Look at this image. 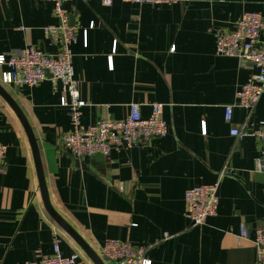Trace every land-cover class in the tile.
<instances>
[{
  "label": "crops",
  "instance_id": "obj_1",
  "mask_svg": "<svg viewBox=\"0 0 264 264\" xmlns=\"http://www.w3.org/2000/svg\"><path fill=\"white\" fill-rule=\"evenodd\" d=\"M64 7L78 38L71 50L87 102L82 124L123 119L130 104H139L147 118L151 104L159 103L168 133L109 157L78 160L63 146L71 120L61 105V85L49 76L31 87L3 85L7 68L0 67V84L37 141L53 209L97 255L108 240H119L145 249L152 264H264L255 245L256 231L264 229V174L257 171L262 143L231 135L244 124L249 131L264 126V94L251 113L238 107L237 94L256 70L216 54V31H233L245 13L264 17V0L111 6L67 0ZM58 22L49 1L0 0V55L31 46L54 53L57 46L44 28ZM0 143L7 146L0 264L53 255L57 239L63 256L78 253L82 264H94L47 212L28 134L1 95ZM216 183L217 215L194 226L186 215V192Z\"/></svg>",
  "mask_w": 264,
  "mask_h": 264
},
{
  "label": "built area",
  "instance_id": "obj_2",
  "mask_svg": "<svg viewBox=\"0 0 264 264\" xmlns=\"http://www.w3.org/2000/svg\"><path fill=\"white\" fill-rule=\"evenodd\" d=\"M53 3L58 24L44 28L51 44L57 46L54 53H44L35 47H26L16 53L0 55V67L7 69L1 74V82L8 86H35L47 79L61 85L64 96L61 105L69 109L71 129L63 135V146L74 158L102 155L109 157L121 148H132L141 143H149L155 137L168 133L163 119V105L151 104V114L144 118L139 104H130L123 119H104L95 124L83 125L82 110L87 102L82 98L79 81L75 78L73 53L71 46L78 38L75 29L70 26L69 15L64 7L67 0H44ZM115 1L134 4L171 5L181 0H102L106 6ZM264 17L260 13H245L237 22L233 31H216V54L235 57L253 65L255 72L237 94V106L251 113L264 94ZM234 106L225 108V120H233ZM234 137H252L262 143L261 159L257 171L264 174V126L253 131L244 124L241 129L231 131ZM7 146L0 143V176L5 173L4 158ZM219 184L203 185L186 192V215L195 225L204 224L218 213ZM242 236H248L246 227ZM60 240L54 243V253L26 264H82L78 253L69 257L61 254ZM255 245L260 260H264V229L256 231ZM99 257L104 264H152L145 258V249L137 248L128 242L108 240L101 248Z\"/></svg>",
  "mask_w": 264,
  "mask_h": 264
},
{
  "label": "water",
  "instance_id": "obj_3",
  "mask_svg": "<svg viewBox=\"0 0 264 264\" xmlns=\"http://www.w3.org/2000/svg\"><path fill=\"white\" fill-rule=\"evenodd\" d=\"M0 95L10 104L12 109L20 117L25 127V130L28 134L30 143L33 147L34 156L36 159L41 191H42L44 205H45L47 212L56 221V223L60 227H62L79 244V246L84 250V252L88 255V257L93 261L94 264H104L102 260L100 259V257L90 248V246L78 235V233L51 206L49 202L47 190H46L44 175L42 172V166L40 163L38 145L34 137V134L32 130L30 129L29 125L27 124L19 106L14 102V100L10 97V95L7 93V91L4 89V87L1 84H0Z\"/></svg>",
  "mask_w": 264,
  "mask_h": 264
}]
</instances>
